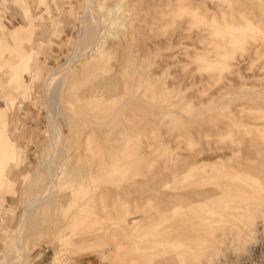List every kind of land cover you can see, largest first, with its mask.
<instances>
[{"label": "rangeland", "instance_id": "374dc122", "mask_svg": "<svg viewBox=\"0 0 264 264\" xmlns=\"http://www.w3.org/2000/svg\"><path fill=\"white\" fill-rule=\"evenodd\" d=\"M260 127L264 0H0V264H264Z\"/></svg>", "mask_w": 264, "mask_h": 264}, {"label": "bare ground", "instance_id": "6f19581e", "mask_svg": "<svg viewBox=\"0 0 264 264\" xmlns=\"http://www.w3.org/2000/svg\"><path fill=\"white\" fill-rule=\"evenodd\" d=\"M94 8V6L92 5V4H90V9H93ZM92 11H94V10H92ZM95 12H96V10H95ZM95 12H93V13H95ZM92 13V12H91ZM92 13V15H93V17H94V19H95V24L97 25V29H95V31L94 32H92V31H90V30H88L87 31V35L86 36H83V38H84V40H88V39H91L92 40V44H91V46H90V48H89V50L91 51V50H94L95 48H96V46H98V42H97V38L100 36V20H99V16L97 17L95 14H93ZM86 18V14L83 16V23L84 22H87V20L85 19ZM19 32H12V36H13V38H16L15 36L18 34ZM81 42V41H80ZM85 49V48H84ZM85 52H81V53H79V59H77V60H80L81 58H83L84 56H85V54L87 53V51L86 50H84ZM89 52V51H88ZM72 62L70 61V62H67V63H65V64H63L62 66V68L60 67V68H58L59 70H57V71H55V74H54V83H53V85L55 84V83H57L60 79H62V77H63V75H64V72L67 70V68H68V66L71 64ZM52 85V86H53ZM52 86H49L48 88H46L47 90L48 89H50ZM132 99V98H131ZM137 99V98H136ZM135 99V100H136ZM126 103V102H125ZM135 106V105H134ZM132 107V106H131ZM52 119V118H51ZM53 123H51V131H52V133H53V135L55 136V137H57V135H58V125L55 123V121H52ZM248 133H249V135H250V144H249V150H248V152H249V155H252L253 157L256 155H262L261 157H264V142H262V143H260L257 139L258 138H261V139H264V130L260 127L259 128V130H258V132H253L252 130H248ZM60 137V136H59ZM53 139V141H54V138H52ZM52 141V142H53ZM263 145V146H262ZM53 149V148H52ZM53 162H56V160L54 159V157H53V160H52ZM206 161V160H205ZM262 161V160H261ZM259 163H261V162H259ZM54 164V163H53ZM251 164H249V166H250ZM252 166V165H251ZM54 167V166H53ZM56 167V166H55ZM57 169H58V167H56ZM179 168V167H178ZM58 172V171H57ZM258 172V168H253V169H251V171H250V173H252V174H256ZM60 175H61V172H58ZM233 174H235V171L233 172ZM53 184H54V182H49V183H47L45 186H43V189H45L46 191H50L51 189H52V187H53ZM175 184V183H174ZM233 191V190H232ZM213 195V194H212ZM205 197V196H204ZM207 197V196H206ZM49 201V199L47 200V201H45L44 203H41L40 205L42 206V204H43V208L45 209V210H47L48 208H49V204L47 203ZM36 202V199L35 198H33V200H32V202H30L26 207H25V209H24V211H23V213H22V216H21V218L19 219V227L18 228H22V227H27V224H28V222H29V220H30V218L32 217V212H33V208L35 207V203ZM40 206V207H41ZM45 212V211H44ZM40 216V215H39ZM39 221V220H38ZM244 228V227H243ZM248 230V229H247ZM23 231H25V229H23ZM251 231V230H250ZM17 235V234H16ZM17 237V239H19V236L17 235L16 236ZM15 237V238H16ZM24 239V238H23ZM22 239V240H23ZM238 239V238H237ZM16 240V239H15ZM17 241V243L16 242H14L15 243V245H16V252H18V251H20L22 248H23V246L24 245H22V243H23V241H22V243H20V242H18V240H16ZM23 251H24V249H23ZM17 255H16V257H20L19 255H18V253H16ZM12 263V262H11Z\"/></svg>", "mask_w": 264, "mask_h": 264}, {"label": "built area", "instance_id": "2783aa9c", "mask_svg": "<svg viewBox=\"0 0 264 264\" xmlns=\"http://www.w3.org/2000/svg\"><path fill=\"white\" fill-rule=\"evenodd\" d=\"M1 10L3 13L4 22L7 24H12L15 21L14 13L11 12L10 8L6 6H1Z\"/></svg>", "mask_w": 264, "mask_h": 264}]
</instances>
